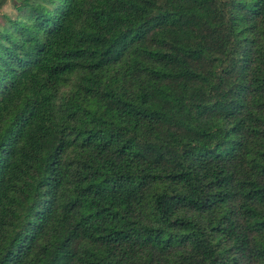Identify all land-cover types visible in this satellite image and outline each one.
Returning a JSON list of instances; mask_svg holds the SVG:
<instances>
[{
	"label": "trees",
	"instance_id": "trees-1",
	"mask_svg": "<svg viewBox=\"0 0 264 264\" xmlns=\"http://www.w3.org/2000/svg\"><path fill=\"white\" fill-rule=\"evenodd\" d=\"M13 9L0 264H264V0Z\"/></svg>",
	"mask_w": 264,
	"mask_h": 264
},
{
	"label": "rangeland",
	"instance_id": "rangeland-1",
	"mask_svg": "<svg viewBox=\"0 0 264 264\" xmlns=\"http://www.w3.org/2000/svg\"><path fill=\"white\" fill-rule=\"evenodd\" d=\"M15 0H8V2L2 7V10L0 11L1 13H10V14H14V9H13V5H14ZM1 21V18H0Z\"/></svg>",
	"mask_w": 264,
	"mask_h": 264
}]
</instances>
